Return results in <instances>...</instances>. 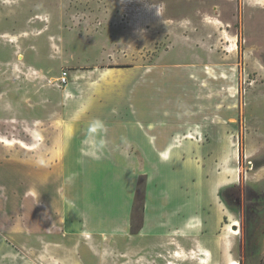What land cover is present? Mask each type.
<instances>
[{"label": "rangeland", "instance_id": "obj_1", "mask_svg": "<svg viewBox=\"0 0 264 264\" xmlns=\"http://www.w3.org/2000/svg\"><path fill=\"white\" fill-rule=\"evenodd\" d=\"M96 130L200 165L190 233L76 244L75 158ZM231 259L264 264V0H0V264Z\"/></svg>", "mask_w": 264, "mask_h": 264}, {"label": "crops", "instance_id": "obj_2", "mask_svg": "<svg viewBox=\"0 0 264 264\" xmlns=\"http://www.w3.org/2000/svg\"><path fill=\"white\" fill-rule=\"evenodd\" d=\"M96 131L81 140L75 158V229L80 236L76 244L87 248L94 244L84 235L153 240L172 230L190 233L193 206L185 184L191 171L200 173V165L178 162L173 143L145 144L142 133L133 137L128 131L121 134V143L112 146L114 134ZM143 173L147 175L143 225L133 234L137 181Z\"/></svg>", "mask_w": 264, "mask_h": 264}, {"label": "bare ground", "instance_id": "obj_3", "mask_svg": "<svg viewBox=\"0 0 264 264\" xmlns=\"http://www.w3.org/2000/svg\"><path fill=\"white\" fill-rule=\"evenodd\" d=\"M10 144H11V143H10ZM234 224L237 225V222H235ZM230 231H231L233 234H238V233H240L239 230L233 229V228H231V227H230ZM204 251H205L204 254H206V255H211V253H210L208 250L204 249ZM228 264H238V261H237L236 259H231V260L228 262Z\"/></svg>", "mask_w": 264, "mask_h": 264}, {"label": "trees", "instance_id": "obj_4", "mask_svg": "<svg viewBox=\"0 0 264 264\" xmlns=\"http://www.w3.org/2000/svg\"><path fill=\"white\" fill-rule=\"evenodd\" d=\"M233 187H230V188H226V189H224L223 191H222V197L224 198V200L227 202V203H230V199L228 198V193H227V191L228 190H230V189H232ZM144 206L142 205L141 206V209H142V211L144 210Z\"/></svg>", "mask_w": 264, "mask_h": 264}, {"label": "built area", "instance_id": "obj_5", "mask_svg": "<svg viewBox=\"0 0 264 264\" xmlns=\"http://www.w3.org/2000/svg\"><path fill=\"white\" fill-rule=\"evenodd\" d=\"M67 78H68V72H64L62 74V76L59 78V84H64L67 82Z\"/></svg>", "mask_w": 264, "mask_h": 264}]
</instances>
